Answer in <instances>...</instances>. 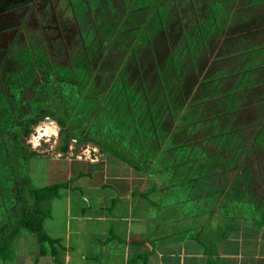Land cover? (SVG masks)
<instances>
[{"label":"rangeland","instance_id":"1","mask_svg":"<svg viewBox=\"0 0 264 264\" xmlns=\"http://www.w3.org/2000/svg\"><path fill=\"white\" fill-rule=\"evenodd\" d=\"M242 1L164 0L168 19L159 21L145 0H0V225L34 207L25 180L35 159L104 162L110 147L134 184L141 175L153 177L152 190L134 193L155 200L159 210L189 215L166 240L220 232L238 208H256L261 217L264 151L244 162L245 170L235 163L241 153L232 154L246 135L262 134L264 123V98L255 99L264 96V57L255 38L236 37L260 26L252 11L239 10ZM217 74L228 80L224 92L246 89L230 100L206 89L212 111L206 113L221 120L180 127L185 109L203 96L201 83ZM241 125L246 131L237 132ZM46 127L53 130L48 136ZM211 132L226 134L222 145L218 137L204 139ZM221 156H231V169L207 166ZM238 183L250 194L227 198Z\"/></svg>","mask_w":264,"mask_h":264},{"label":"crops","instance_id":"2","mask_svg":"<svg viewBox=\"0 0 264 264\" xmlns=\"http://www.w3.org/2000/svg\"><path fill=\"white\" fill-rule=\"evenodd\" d=\"M240 3L239 10L249 9L251 4ZM253 6L252 16L260 31L252 36L249 34L252 31L246 32V37L236 33V37H241L237 39H264V2ZM206 89L211 92L210 87L202 86L203 96L196 104L210 105ZM108 158L104 162L35 159L32 175L28 174L34 187L68 184L58 190L50 217L44 223L46 234L58 241L54 245L57 254L53 257L52 248L46 243L42 255L40 244L22 231L12 245L10 257L0 258V264H264V223H259L263 220L256 208L252 211L238 208L236 218L225 222L226 228L222 227L220 232L166 240L189 215H183V208L165 206L159 210L153 204L155 200L141 198L134 192L152 190L153 177L141 175V182L134 184L135 175L125 162L113 156ZM75 165L79 169L70 170ZM122 171L126 178L120 176ZM75 199L79 201L77 204ZM136 206L140 208L136 210ZM247 211L254 213L252 218L242 216ZM157 217L159 221L152 222Z\"/></svg>","mask_w":264,"mask_h":264},{"label":"trees","instance_id":"3","mask_svg":"<svg viewBox=\"0 0 264 264\" xmlns=\"http://www.w3.org/2000/svg\"><path fill=\"white\" fill-rule=\"evenodd\" d=\"M144 1V0H143ZM248 2H250L251 4H249L248 8L250 11H252L253 9H255V7L253 5H255L256 3H262L264 2V0H247ZM152 4L153 5V9L155 11H157L159 13V21H166L168 18L167 15V11H165V7L163 6L164 4V0H145V3H143V5L146 4ZM256 11V10H254ZM152 14V13H151ZM5 20H7V18H5ZM215 20V17H214ZM24 22L21 25H24ZM216 25V32H217V23ZM135 27H140L139 24H135ZM215 27V26H214ZM133 27H130L129 29H132ZM218 33L219 30H218ZM257 44L255 45L256 51H259V55L264 57V39H259L256 40ZM253 45V46H254ZM46 65V64H45ZM247 66H249V70H253V68L251 66L253 65H249L247 64ZM246 67V65L244 66ZM237 73V72H236ZM14 77L15 74L13 75ZM236 74L234 73V75L231 76V80L234 81L237 78L235 77ZM230 78V77H229ZM230 80V81H231ZM228 82L227 78L222 77L220 74L215 75L214 77H208L205 79V81L202 83L203 85H206L208 87L211 88V92H215V90H219V92L222 90V92H224L225 87L224 85ZM238 82V80H237ZM233 84V83H231ZM202 87V86H201ZM221 88V89H220ZM246 89L245 85H241L240 88L235 89V92L232 91H227L224 92V98H226L227 96H229V100H230V96L238 93V91ZM223 97V96H222ZM213 98V97H212ZM261 98H264V96H262V94L255 99H260L263 100ZM209 104H196V101L192 103V105L188 106L185 111H184V117L181 118L180 121H183V126L180 127H185V126H195L197 127L198 125H203L204 126H208L209 124L207 123H212L213 126L214 124H216L218 121H220V118H216L213 119V115L210 114L208 116V114L206 113V111L212 113V111L209 110ZM202 111V113H206L207 115H203L200 116V112ZM230 113V110L225 111V113ZM221 113V112H220ZM222 113H224V110L222 111ZM225 117H223L224 119ZM244 125L238 126L236 131L239 132L241 130L244 129ZM185 129V128H183ZM246 131V129H244ZM261 132L262 134L259 133H255L253 135V137H250L246 135V138H248L249 140H246L244 142H246L243 146H241L243 143H241L238 147H236V149L234 150L233 153L235 152H240L241 156L239 158V160L235 163L238 164V167L240 170H245L246 167L243 166L244 162L249 163L250 161H255L251 160V157L253 155L259 154L260 152L264 151V123L263 126L261 127ZM230 131V130H229ZM226 131V132H229ZM245 131L243 133H245ZM213 133V132H211ZM230 134H233V132H231ZM226 134L224 133H213L212 135H207L205 136V140H209L210 142H213L215 139L214 137H218L217 145H222L223 141L226 139L225 137ZM231 135H228L227 137H229ZM249 141V142H247ZM189 143H186L187 146ZM249 144H251L249 146ZM191 146V145H190ZM230 147L227 149L228 152L231 151ZM196 151H202V152H207L208 149H199L196 148ZM108 153L111 154L114 157L119 158L120 160L124 161V158L120 156V154L114 150L113 148H108ZM231 154V155H232ZM232 161L231 156L227 157V159H225V156H221L219 158H214L212 160H210L207 163V166L210 167V169L212 168H220V166H222L224 169H231L229 167L228 164H230ZM218 165H220L218 167ZM222 168V169H223ZM231 171V170H230ZM233 171V170H232ZM208 172V171H206ZM25 184L27 186V190L28 193L30 195H32L34 197V207L29 209V212H25V210L22 212H20V215L17 217H12V216H7L4 218V220H2V223L0 225V258H9V254L11 252V248L12 245L14 243V241L18 238L19 234L22 231H27L41 246V253L42 255L44 254V248L43 246H45L44 244H49L52 248V256L55 257L57 254L56 249L54 248V245L56 244V242L53 239H51L45 232L44 229V223L46 221V218L50 217V212H51V204L53 202V200H55L56 198H58V190L61 188H67L68 184L67 183H61V184H57V185H52L49 187H43V188H36L34 187V185L32 184L31 180L29 177H27V179L25 180ZM230 192L229 195H227V198L231 197L234 200L238 199L239 201L244 200V198L250 194L249 188L246 184H236L235 186L230 187ZM143 198L146 199V196L144 195ZM115 204V201L112 202V206ZM155 206H157V208L159 207V204H157L156 202L153 203ZM263 205V203H261ZM161 207V205H160ZM248 212V211H247ZM260 220H263V222H259V223H264V212L260 217ZM179 226V225H178ZM230 227V225H229ZM179 228H181V226H179ZM232 228L230 227L228 230H231ZM198 238V237H197ZM146 264V263H145Z\"/></svg>","mask_w":264,"mask_h":264},{"label":"bare ground","instance_id":"4","mask_svg":"<svg viewBox=\"0 0 264 264\" xmlns=\"http://www.w3.org/2000/svg\"><path fill=\"white\" fill-rule=\"evenodd\" d=\"M45 126H46V125H45ZM42 131H43V130H42ZM44 131H45V132H43V133H45L47 136L50 134V128H47V127H46V129H44ZM52 131H53V130H52ZM40 137H41V136H40ZM40 137H39V138H40ZM42 137H44V135H42Z\"/></svg>","mask_w":264,"mask_h":264}]
</instances>
